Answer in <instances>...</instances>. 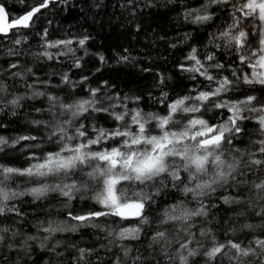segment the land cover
Returning <instances> with one entry per match:
<instances>
[{
	"label": "snow or ice",
	"instance_id": "6c2138e0",
	"mask_svg": "<svg viewBox=\"0 0 264 264\" xmlns=\"http://www.w3.org/2000/svg\"><path fill=\"white\" fill-rule=\"evenodd\" d=\"M52 2L34 0L20 15L10 14L6 6L0 4V36L23 35V30L31 28L37 15ZM209 4L231 5L232 22L209 43L216 49L233 51V59L238 63L231 67V76L213 74L212 69L221 70L225 65L217 61L215 53L200 57L198 49L192 47L179 68L191 73L194 81L202 78L200 87L194 86L187 94L175 98L169 97L167 92L162 93L157 101L162 105L159 112H146L133 106L139 104V96H102L100 87H89L84 96L61 97L33 90L30 96L13 95L9 99L6 85L0 81V111L9 106L19 107L20 101L26 98L43 97L51 116V119L31 121L37 128L44 129L43 136L21 135L9 140L0 135V152L5 145L15 147L21 142H30L22 149L26 151V166L0 164V245L10 235L13 242L8 243V248L28 253L32 247L29 242L39 240V247L43 249L45 242L52 241L57 233L75 231L79 225L100 227L93 222L113 217L119 221H137L135 226L107 232L112 238L110 243L121 248L126 258L131 248L122 242L139 240L141 226L156 223L149 247H159L167 264H198L191 259L194 257H203L204 264H225V261L227 264H264V0H209ZM184 16L191 17L193 23L212 19L206 6L185 11ZM47 36L45 29L41 36L44 50L37 55L48 60L74 54L70 46L77 43L83 48L88 40L84 36L76 40L48 41ZM12 42L19 46L26 38ZM60 48L67 52L48 51ZM18 54L8 50L10 56ZM119 58L121 61L129 59L128 56ZM99 59L104 61L103 56ZM73 63L76 68L81 66L79 60ZM17 67L18 63L9 65L10 69ZM26 71L34 75L30 68ZM11 76L24 80L25 73L11 72ZM86 79L73 82L67 72L60 78L61 84L71 85L73 90L77 83L83 84ZM25 87L35 89V84L25 82ZM232 92L237 94L232 96ZM255 92H260L261 96L253 94ZM35 110L41 111L40 108ZM209 110H215L220 119L205 118L204 113ZM92 114H97V118L103 114L113 123L107 127L90 123ZM246 122L254 125L252 135L255 139H250L249 145L240 149L234 141L246 132ZM3 126L0 122V127ZM17 178H26L23 186L17 183ZM169 184L185 199L160 209L156 198ZM225 186L235 187L238 194L222 196L224 204L242 207L241 216L251 210V215L259 219L256 225L241 224L240 231L252 236L247 243L235 235L237 229L234 227L224 230L225 239L203 226L198 232L192 231L198 218L207 219L209 208L215 207L204 198ZM52 193L67 201L77 196L82 200L90 199L100 210L82 214L69 212V218L76 221V225L54 218L38 221L34 227L43 236L24 235L7 226L6 222L13 215L23 216L17 201L23 203V197L40 201ZM189 196L191 200L187 199ZM192 202L195 207L191 206ZM152 205H156L159 213L154 220L148 215ZM60 244L61 241L56 240L48 251L60 255L56 252ZM77 251V261L90 264L86 258L91 251L85 248ZM132 261L144 264L139 254ZM114 264L124 262L118 256Z\"/></svg>",
	"mask_w": 264,
	"mask_h": 264
},
{
	"label": "trees",
	"instance_id": "16d2710c",
	"mask_svg": "<svg viewBox=\"0 0 264 264\" xmlns=\"http://www.w3.org/2000/svg\"><path fill=\"white\" fill-rule=\"evenodd\" d=\"M34 0H0L8 12L12 15L23 14ZM206 6V11L211 14L212 19L193 23L192 18H185L184 12L192 8ZM231 5L209 4V0H53L47 9L42 10L35 18V22L29 29L23 30V35L0 36V81L7 87L8 98L13 95L30 96L33 90L45 91L46 93L65 96H84L89 87L101 88V95L119 94L121 97H141L138 105L144 111L159 112L162 105L157 101L162 93L167 92L169 97L185 95L190 89L200 87V80L191 79L192 74L180 70L179 65L192 47L198 49V55L204 57L209 53H215L217 61L225 65L224 69H212L213 74L231 76V67L238 62L234 61V52L227 49H216L214 44L209 43L212 37L228 24L230 19ZM47 29L48 41L73 38L74 40L88 37L86 44L81 48L77 43L70 47L73 53L48 60L37 53L43 51L44 41L41 36ZM26 38V42L17 46L14 39ZM215 43H219L216 41ZM176 45V47H172ZM12 49L18 55H8ZM49 52H67V49H48ZM103 56L102 62L99 57ZM120 56H128L127 61H121ZM79 60L80 67L76 68L73 61ZM11 63H18L16 69H10ZM31 69L34 75L27 73ZM25 73L24 80L19 77L13 78L11 72ZM67 72L73 82L84 80L83 84H76L73 90L71 85L61 84V76ZM161 77L163 83H161ZM49 81L45 85L40 83ZM26 83L35 84V89L25 87ZM107 82V85H105ZM206 83V81H205ZM242 88L248 86L241 85ZM258 87V86H257ZM232 92L230 95L235 96ZM258 97L260 92L253 93ZM48 102L45 98L23 99L20 106H11L0 111V135L9 140L21 135H44L42 127L34 126L32 120L51 119L46 111ZM40 108L37 112L35 109ZM15 111V115H13ZM204 117L218 121L220 117L215 110L204 113ZM90 123L98 126H110L113 121L100 114H92L89 117ZM244 134L234 141V145L244 149L249 145L254 125L251 122ZM25 143L21 142L15 147L3 146L0 152V164L13 167L25 165L26 151H22ZM45 147H51L45 144ZM26 178H17V183L23 186ZM15 186V185H13ZM235 187L218 188L215 193L204 198L206 203L215 205L209 208L207 219L198 218L197 226L192 231L198 232L199 227L211 228L219 238L225 239L224 230L229 227L237 229L235 235L247 243L252 236L246 231H240L243 223L259 224V219L251 215V210L245 216L239 215L243 208L235 204H224L222 196H236ZM160 209L185 199L184 195L172 189L170 184L162 188L161 194L156 198ZM191 200L189 196L187 198ZM23 203H16L21 209L23 216L17 218L12 216L7 221V226L13 231L19 230L24 235L37 233L34 225L38 221L54 218L65 221L69 225H76V221L69 218L72 214H82L90 210H100V206L94 204L90 199H80L77 196L72 201L56 193L50 194L40 201H32L31 197H23ZM67 205V206H65ZM195 207V202H192ZM235 210V211H234ZM150 220H154L159 213L156 205H152V212L148 213ZM19 220V223L14 221ZM115 220V223H114ZM93 223L100 227H93L90 224L79 225L75 231L57 233L52 241L45 242V248H40V241L29 242L32 247L28 253L19 250H10L8 243L13 242L10 235L0 245V264H84V261H77L79 256L78 248H85L91 251L86 259L90 264H114L116 258L121 257L124 264H133L132 258L137 254L141 256L144 264H167L166 258L160 248L151 243V234L156 229V223L142 225L139 240L123 241V244L131 248L129 257H124L121 248L110 243L112 239L107 235L111 229L120 227L135 226L137 221H119L113 217H102ZM175 235V233H173ZM19 239V237H17ZM56 240L61 241L56 249V255L48 251V247ZM119 243V242H117ZM75 246V247H73ZM198 264H204L203 257L191 258ZM139 264V262H137ZM227 264V261H225Z\"/></svg>",
	"mask_w": 264,
	"mask_h": 264
},
{
	"label": "rangeland",
	"instance_id": "374dc122",
	"mask_svg": "<svg viewBox=\"0 0 264 264\" xmlns=\"http://www.w3.org/2000/svg\"><path fill=\"white\" fill-rule=\"evenodd\" d=\"M232 22V21H231Z\"/></svg>",
	"mask_w": 264,
	"mask_h": 264
}]
</instances>
